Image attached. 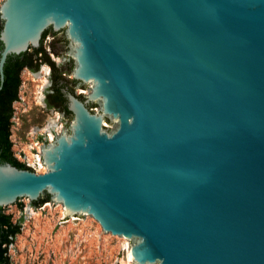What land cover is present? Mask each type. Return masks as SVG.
I'll return each instance as SVG.
<instances>
[{
    "label": "water",
    "instance_id": "95a60500",
    "mask_svg": "<svg viewBox=\"0 0 264 264\" xmlns=\"http://www.w3.org/2000/svg\"><path fill=\"white\" fill-rule=\"evenodd\" d=\"M0 21L1 82L51 30L90 86L65 92L44 173L0 163L19 230V200L48 195L56 225L91 216L130 264H264V0H4Z\"/></svg>",
    "mask_w": 264,
    "mask_h": 264
},
{
    "label": "rangeland",
    "instance_id": "374dc122",
    "mask_svg": "<svg viewBox=\"0 0 264 264\" xmlns=\"http://www.w3.org/2000/svg\"><path fill=\"white\" fill-rule=\"evenodd\" d=\"M4 0H0V6ZM58 38H61L58 35ZM65 39V35L63 36ZM51 36H46L42 42L48 52L50 60L55 66L70 64L66 68V79H71L72 65L69 60L68 48L58 49V56L51 54L48 45ZM31 52V49L29 50ZM48 68L40 66L37 72L23 70L20 74V88L18 100L13 104V114L10 127V140H15L19 146L30 143V133L35 128H44L46 122H58L57 127L63 124L62 131L69 127L72 119H66L58 114L59 118L47 110L42 96L45 95L49 84ZM76 92L90 93V86L77 87ZM94 113L99 109L93 108ZM63 119V120H62ZM62 121V122H61ZM65 122V123H64ZM44 171L39 172L42 174ZM22 214L30 213L28 220L24 219L20 233L9 246L7 254L13 264H130L127 257V243L124 238L102 233L100 225L91 217L78 219L74 224L69 217L65 225H56L62 217V206L54 204L53 200L32 208L27 198H21ZM9 208V209H5ZM52 208V209H51ZM4 214L10 215L12 222L20 217L16 203L2 207ZM15 248V252L12 249Z\"/></svg>",
    "mask_w": 264,
    "mask_h": 264
},
{
    "label": "trees",
    "instance_id": "16d2710c",
    "mask_svg": "<svg viewBox=\"0 0 264 264\" xmlns=\"http://www.w3.org/2000/svg\"><path fill=\"white\" fill-rule=\"evenodd\" d=\"M2 23L0 21V30ZM48 31L42 34L41 42L48 35ZM2 49L0 43V50ZM42 53L44 59L38 55ZM47 63L51 71L57 70L54 63L47 56L42 47L37 50L31 49L20 55L8 56L3 66V81H0V163H8L18 169H28L23 164L19 163L13 158L11 152L10 137V118L12 116V104L18 99V92L21 84L20 74L24 69L36 72L41 62ZM51 107V105H48ZM68 118H72L69 111L65 110ZM49 196L45 195L44 198L31 202L35 208L40 207L42 204L49 202ZM20 225L13 223L11 216L3 213L0 208V264H9L6 256V249L13 243L14 238L19 234Z\"/></svg>",
    "mask_w": 264,
    "mask_h": 264
},
{
    "label": "flooded vegetation",
    "instance_id": "af4514ba",
    "mask_svg": "<svg viewBox=\"0 0 264 264\" xmlns=\"http://www.w3.org/2000/svg\"><path fill=\"white\" fill-rule=\"evenodd\" d=\"M51 36V42L48 45V48L51 52V54H55L58 56L59 51H57L54 48V44L56 43L58 49H65L67 48V41L61 37L58 38V33H53L51 30L48 31L47 36ZM43 42V41H42ZM42 42L40 44V47L46 52L45 48L42 46ZM41 59L43 58V54L40 52L38 55ZM47 56L50 58L48 52ZM45 65L47 66L49 72H48V78H49V84L47 87V90L45 92V95L42 96L44 106L47 110H51L54 114H60L62 117H66V119H69L66 115L65 110L67 109V99L65 97V92H70L73 94L76 98H78L81 101L85 100L84 93L82 92H76L77 87H83L81 83L75 82L73 80H67L66 79V68L70 66V64H61L60 66H55L57 70L51 71L50 66L47 63H44L43 61L38 67V70L40 66ZM28 70V69H24ZM37 70V71H38ZM30 71V70H28ZM36 71V72H37ZM33 72V71H30ZM18 100V99H17ZM17 101H15L13 104H15ZM12 104V109H13ZM48 105H51V107H48ZM86 107L93 112L94 105L93 104H86ZM70 113V112H69ZM13 114V112H12ZM71 114V113H70ZM72 117V115H71ZM12 116L10 118L11 123ZM72 119V118H70Z\"/></svg>",
    "mask_w": 264,
    "mask_h": 264
},
{
    "label": "built area",
    "instance_id": "2783aa9c",
    "mask_svg": "<svg viewBox=\"0 0 264 264\" xmlns=\"http://www.w3.org/2000/svg\"><path fill=\"white\" fill-rule=\"evenodd\" d=\"M55 115L59 116L58 114ZM51 121L52 123L46 122L44 128H35L31 131L29 134L31 141L27 146H19L18 143H15V140H10L9 137L13 158L34 173L45 172L41 161V149L45 144L52 142L62 131V123L57 127L58 122Z\"/></svg>",
    "mask_w": 264,
    "mask_h": 264
},
{
    "label": "bare ground",
    "instance_id": "6f19581e",
    "mask_svg": "<svg viewBox=\"0 0 264 264\" xmlns=\"http://www.w3.org/2000/svg\"><path fill=\"white\" fill-rule=\"evenodd\" d=\"M128 257V256H127Z\"/></svg>",
    "mask_w": 264,
    "mask_h": 264
}]
</instances>
